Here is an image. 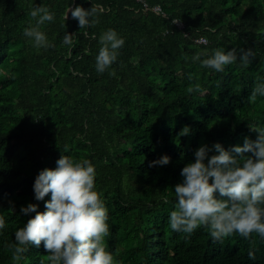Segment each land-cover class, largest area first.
<instances>
[{"label": "trees", "instance_id": "1", "mask_svg": "<svg viewBox=\"0 0 264 264\" xmlns=\"http://www.w3.org/2000/svg\"><path fill=\"white\" fill-rule=\"evenodd\" d=\"M144 1L160 6L165 17L143 11L136 0H0V216L6 225L0 264H50L43 242L30 246L20 262L6 245L15 244V232L35 216L22 214V207L46 210L50 194L36 201L33 185L61 155L95 166L113 264H264V240L255 234L219 243L206 228L186 238L169 226L174 186L194 152L215 143L242 146L258 136L250 127L264 130V96L252 98L264 85V0ZM93 4L106 11L95 27L80 28L71 9ZM35 6L55 13L39 29L54 47L37 48L23 34L36 25ZM109 29L125 44L101 74L99 39ZM68 33L72 45L63 43ZM199 38L207 45L196 44ZM233 48H251L255 59L223 72L192 60L202 51ZM196 86L199 92H188ZM185 126L190 133L179 136ZM165 155L168 165L150 167Z\"/></svg>", "mask_w": 264, "mask_h": 264}, {"label": "clouds", "instance_id": "2", "mask_svg": "<svg viewBox=\"0 0 264 264\" xmlns=\"http://www.w3.org/2000/svg\"><path fill=\"white\" fill-rule=\"evenodd\" d=\"M69 10L68 7L64 14L65 21ZM104 11L100 4H93L87 10L76 6L71 9V17L80 28L95 27ZM30 15L36 25L25 28L24 36L34 40L37 48L54 47L39 29L53 22L55 13L45 6H35ZM99 42L102 46L96 57V70L102 74L117 61L125 40L109 29ZM63 43L72 45V34H66ZM201 43L207 41L202 39ZM202 56L208 58L201 60ZM254 59L251 48L216 50L211 55L202 51L192 58L194 63L200 61L201 67L216 72H223L226 66L236 62L247 67ZM199 91V86L188 89L189 93ZM258 94L264 96V85L254 89L252 98ZM250 129L258 133L255 140L245 138L242 146L228 149L220 143L211 147L202 145L194 152V162L182 168L183 181L174 186L175 210L169 215V226L174 232L190 238L203 227L213 242L223 243L234 234L245 239L255 234L264 240V130ZM189 133V126H185L178 135ZM213 151L217 154L210 155ZM170 159L162 156L150 162V167L166 166ZM96 175L90 161L73 162L65 155L57 160L55 169L39 172L33 185L35 200L44 201L49 194L50 200L45 202L44 212H39V205L33 203L21 208L22 214L35 213V216L15 232L16 243L6 245L13 249V261L24 260L30 246L39 247L43 242L50 264H113V255L104 244V238L109 235L108 210L101 193L94 190ZM5 227V219L0 216V230ZM248 257L255 259L254 252L249 251Z\"/></svg>", "mask_w": 264, "mask_h": 264}, {"label": "built area", "instance_id": "3", "mask_svg": "<svg viewBox=\"0 0 264 264\" xmlns=\"http://www.w3.org/2000/svg\"><path fill=\"white\" fill-rule=\"evenodd\" d=\"M136 2L140 3L142 5V10L147 12L150 11L152 13H154L157 16H163L165 17L164 12L162 11V9L160 8V6H154V7H149L144 0H136ZM172 22L175 24L176 27H178L179 29H182V24L180 22H178L177 20L173 19ZM204 38H199L198 40L195 41L196 44L198 45H207V44H203L201 43V40ZM206 40V39H204ZM207 41V40H206Z\"/></svg>", "mask_w": 264, "mask_h": 264}]
</instances>
